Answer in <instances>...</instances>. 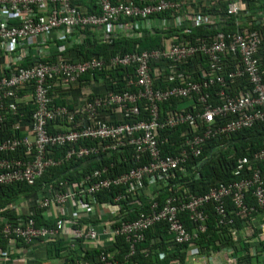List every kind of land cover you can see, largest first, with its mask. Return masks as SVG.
<instances>
[{"label":"built area","instance_id":"built-area-1","mask_svg":"<svg viewBox=\"0 0 264 264\" xmlns=\"http://www.w3.org/2000/svg\"><path fill=\"white\" fill-rule=\"evenodd\" d=\"M182 1L0 0V130L7 117L14 118L11 134L0 139V153L22 152L18 157H0V184L32 185L50 167L119 149L126 150L137 163L117 173L109 171L112 163L108 167L101 165L78 182L65 180L56 186H45V193L38 196L36 203L44 209L45 218L56 219L55 227L37 225L31 216L5 221L0 227V235L6 240V247L0 250V264H14V259L21 258L18 255L59 238L77 252L86 247L101 249L95 261L78 264H114V252L105 250L116 236L128 243L127 257L156 223H166L176 243L190 244L207 230V206L219 224L229 226L230 235L236 230L231 227L233 217L245 220L264 210V148L250 157H238L232 169L234 180L230 182H219L202 194L179 192L165 195L161 202L156 200V191L170 188L172 171L188 157L201 155L206 140L264 121V77L257 56L261 36L257 30H219L209 40L174 39L159 47L116 53L107 59L71 60L64 55L72 44L71 36L79 29L97 30L105 41L117 29L137 34L178 27L186 20ZM227 1V15L238 18L245 11L242 0ZM88 5L95 7L94 12L87 10ZM167 11L171 12L170 19L161 16ZM187 19L198 25L209 21L210 16ZM60 40L63 42L56 45ZM197 55L201 56L200 63L194 67L184 65ZM118 67L130 69L124 74L122 90L94 95L82 105L56 104L59 88L76 85L87 73ZM241 77L247 80L248 87L229 92L232 79ZM159 78L161 86L155 85L154 79ZM171 99L185 101L181 106L162 109L161 103ZM28 104L34 107L23 126L27 118L21 105ZM190 105L192 109L188 110ZM108 111L116 112L118 119H107ZM180 125H186L189 131L182 133L179 151L163 155L161 147L166 139L160 138V132ZM23 131L26 133L20 135ZM85 140L89 143H83ZM55 146L66 149L56 155ZM116 186L121 191L115 195V203L139 207L146 196L147 208L130 220L116 217V207L115 215L96 211V193ZM247 198L253 202L248 203ZM226 200L230 201V209ZM11 208L21 211L18 204ZM184 212L194 225L192 229H187L180 219ZM96 214L97 222L83 223ZM227 249L234 251L232 246ZM15 253L18 257L13 256ZM251 257L257 262L256 250ZM49 261L62 262L58 258ZM21 264L47 263L26 258Z\"/></svg>","mask_w":264,"mask_h":264},{"label":"trees","instance_id":"trees-1","mask_svg":"<svg viewBox=\"0 0 264 264\" xmlns=\"http://www.w3.org/2000/svg\"><path fill=\"white\" fill-rule=\"evenodd\" d=\"M227 0H214L212 2H204L197 0L196 10L199 13L212 14L213 20H209L198 25H193L189 20H184L178 27H168L166 30H143L137 32L135 36H124L121 34L112 35L106 41H100L96 37L93 30L79 29L74 34H83L84 37L78 42L73 40L72 44L66 48L65 52L70 59H87L90 57H99L107 59L116 53L127 51H140L144 49H152L161 46V40L167 35H175L177 41L209 40L210 37L221 30L224 32H233L237 27L257 30L261 36V43L258 47L257 56L261 67H264V1L263 0H242L245 4L247 12L235 17L226 14ZM259 3V4H258ZM258 4V5H257ZM95 7L88 5L87 10L94 12ZM261 13V14H260ZM161 16L171 18V12L167 11ZM247 21V22H246ZM248 22H251L250 26ZM240 24V25H239ZM63 40L56 41V45L62 43ZM56 45L52 46V51L56 50ZM201 56L197 55L189 58L184 64L186 67H191L198 64ZM200 63V62H199ZM202 63V62H201ZM130 71L129 68L118 67L108 71L87 73L83 77L89 79L88 75L95 80L100 77V84L94 87L95 94H103L106 91H120L125 88L124 74ZM263 72V71H262ZM264 77V72H263ZM155 85H162L161 80L154 79ZM248 87L247 80L243 77L232 79L228 85V91H243ZM214 91V90H213ZM215 101L214 92L211 94ZM185 99H171L161 103L162 109L174 108L181 106ZM59 103V100L56 101ZM33 104L21 105V111L28 117L31 114ZM192 109L191 105L187 108ZM116 118V117H114ZM13 117H7L0 130V139L8 137L11 134V123ZM189 131L186 125H180L173 129H165L160 132V138L166 139L162 144V154H176L179 151L182 141V133ZM22 135V133H19ZM89 143V140L83 141ZM264 148V121L254 123L252 126L242 128L228 135H219L215 138L208 139L202 145V153L198 157L190 156L178 168L174 169L171 177L168 178L170 185L169 189H161L157 194L156 200L161 202L165 195L176 194L179 192H187L191 194H202L209 190L210 187L219 182H230L234 180L232 169L238 157H250L254 152ZM66 146H55V154L62 153ZM22 154L21 150H15L8 153H0V157H18ZM112 173L121 172L128 168L137 165L131 159L126 150L119 149L118 151L101 154L97 156H88L77 160H69L63 164L48 168L34 184L27 185L24 182H15L11 184H0V227L9 219L17 217L31 216L35 224L52 227L56 225V219L45 218L44 209L37 207L36 200L39 195L45 193V186H56L59 181H68L69 183L80 181L81 177L87 172L106 165ZM261 166V163H257ZM255 167H251V170ZM250 169V168H249ZM248 170L246 167L245 171ZM251 170H249L251 172ZM121 191L120 186L103 189L96 193L95 198L98 203L104 206L118 208L117 216H122L124 219H133L138 211H144L147 208L146 196L140 201L139 207H127L124 202L115 203L113 201L116 194ZM25 200L28 203V210L24 213L11 208L13 205ZM248 203H252L253 199L247 198ZM227 208H231L229 200H226ZM207 213V230L205 233H200L198 239L194 242L198 243L207 250L216 249L221 245H229L234 248V252L242 250L238 257L239 262L250 261L249 244L243 243L236 245L232 242L229 232V226L219 224L214 211L210 206L206 207ZM98 215H90L89 218L83 220V223L97 222ZM180 219L187 229H192L194 225L188 220L187 214L181 213ZM241 219L233 217V225L231 227L238 228ZM45 247L47 258L61 259V264H78L81 261H95L100 248L86 247L80 249V252L69 249L65 240L57 239L55 241H46L42 244ZM188 244L176 243L171 234L168 232L166 223L160 222L152 225L146 230L144 239L135 245V251L129 256H125L129 250L128 243L125 242L122 236H116L113 245L105 251L114 252V264H185L186 247ZM23 245L18 244V247ZM6 247V240L0 235V250ZM162 254V257H160ZM18 257L17 254H13ZM245 262V263H246Z\"/></svg>","mask_w":264,"mask_h":264},{"label":"crops","instance_id":"crops-1","mask_svg":"<svg viewBox=\"0 0 264 264\" xmlns=\"http://www.w3.org/2000/svg\"><path fill=\"white\" fill-rule=\"evenodd\" d=\"M124 1H128V0H124ZM183 1L182 2L184 4L182 6L181 11L186 16V20H188L187 16L194 17L197 15H208L210 16V20L214 19L212 18L213 16L210 13L197 12L196 10L197 0H183ZM201 1H204L205 3L206 2L210 3L214 0H201ZM245 12H247L246 7H245V11L242 14H245ZM261 13L264 14L263 11ZM260 19L264 20L262 16ZM93 32L95 33L96 37L99 38L100 41H103L100 38V34L97 33L98 32L97 30L96 31L93 30ZM115 34H121L124 36L137 35V34H132L130 32H123V31H120L119 29H117L113 35ZM72 37L74 41L79 42L84 37V35L74 34ZM174 39H176L175 35H167L166 37L162 38L161 45L165 44L168 41L174 40ZM64 55L68 57L66 53H64ZM71 60H83V59L79 58V59H71ZM262 71L264 72V67H262ZM86 77H88L89 79L87 78L85 79L82 76L76 85H72L68 89L59 88L58 90L59 98L57 99L59 100V103H56V104H63L65 102L67 105H82L86 99H89L94 95H98V94H95L94 87L100 84V77L98 76L95 80L91 77V75H88ZM109 91H112V90H109ZM105 115H106V118L109 119L110 121L117 120L119 117L117 113L114 111L113 112L108 111ZM25 121L22 122L23 126L27 125V122ZM25 133L26 132L23 131L22 135ZM145 192L148 193L149 190L146 189ZM72 202L73 201H70L69 204L73 206ZM18 205L20 206L22 213L28 210V203L25 200L19 202ZM94 209L96 211L97 210L99 211V209L104 210V211L105 210L111 211L113 215L116 214V209L114 207H110L108 205L104 206L102 203L100 204L97 201H96ZM235 229L236 230L234 234L231 235V238H232L231 241L234 242L236 247L239 244L248 243L250 256H252L253 250L254 251L256 250V253L258 255L257 262H254L255 260H253V257L250 258V261L239 262L238 261L239 255L244 254V253H241L242 250H239L238 252L237 250L235 252L234 251L229 252V250L227 249L229 245H225V246L221 245L216 249L209 248L207 250V248H204L198 243L194 242V243L188 244L186 247L187 254H186L185 264H192L193 262H196V261L205 262V264H264V210L260 211L257 215H254L249 219L241 220L239 227ZM106 244L109 245L107 241L105 240V245ZM112 245L113 244H111L110 246ZM18 256H20L21 258L19 260L14 259L13 261L14 264H19V262L21 264L26 258L28 259L36 258L42 263L54 264L51 261H49V259L51 258H47L45 247L43 245L35 246L33 248V251L28 252V253H22Z\"/></svg>","mask_w":264,"mask_h":264},{"label":"water","instance_id":"water-1","mask_svg":"<svg viewBox=\"0 0 264 264\" xmlns=\"http://www.w3.org/2000/svg\"><path fill=\"white\" fill-rule=\"evenodd\" d=\"M192 264H205V262L196 261V262H193Z\"/></svg>","mask_w":264,"mask_h":264}]
</instances>
